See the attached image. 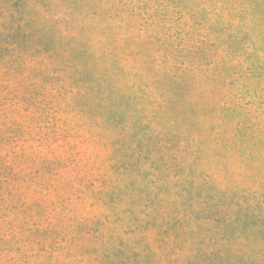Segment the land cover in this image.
<instances>
[{
	"label": "rangeland",
	"instance_id": "rangeland-1",
	"mask_svg": "<svg viewBox=\"0 0 264 264\" xmlns=\"http://www.w3.org/2000/svg\"><path fill=\"white\" fill-rule=\"evenodd\" d=\"M0 45V264H264V0H0Z\"/></svg>",
	"mask_w": 264,
	"mask_h": 264
},
{
	"label": "trees",
	"instance_id": "trees-1",
	"mask_svg": "<svg viewBox=\"0 0 264 264\" xmlns=\"http://www.w3.org/2000/svg\"><path fill=\"white\" fill-rule=\"evenodd\" d=\"M3 48H5L4 46H2V45H0V53L1 52H3ZM10 57V56H9ZM8 57V58H9ZM1 60H2V62H7V60H9V59H7V58H5L4 59V57H2L1 58ZM4 141H7V139L6 140H4ZM7 158L8 157H6V156H4L3 158H2V160H1V164H0V166H1V170L3 171V170H5L6 168H10V166H15L16 167V169H17V154L15 155V158H14V161H13V163L12 164H8V161H7ZM11 171V170H10ZM1 172V171H0ZM11 173H12V175L15 177V178H13L14 179V181H16L17 182V173L16 172H14V171H11ZM253 218L254 219H256V218H259V219H261V217H260V215L259 214H254L253 215ZM243 219H245L244 217H243ZM220 221H221V225H222V227L224 226V227H226V228H229V229H232V231H234V232H236V233H233V235H234V238L237 240V241H239V242H241L242 240H243V238H244V236H243V233H244V231L241 229V227L239 226H237L236 225V221L235 220H233V219H229V218H227V219H220ZM223 221V222H222ZM252 226V224H250V227ZM234 227V228H233ZM250 227H248V228H244L245 229V231H248V230H252V229H249ZM228 231V230H227ZM226 232V231H225ZM224 234H226V233H224ZM224 241V240H223ZM225 243V242H224ZM211 260H210V263L211 264H244L243 263V261L242 260H244V254H245V251L244 250H242V251H240V250H236V251H233V252H231V253H226L225 252V249H224V251H223V249L222 248H213V249H211ZM232 254L234 255V256H232Z\"/></svg>",
	"mask_w": 264,
	"mask_h": 264
}]
</instances>
